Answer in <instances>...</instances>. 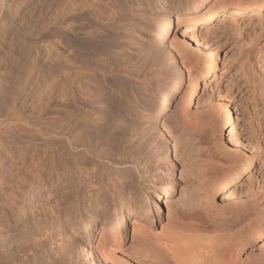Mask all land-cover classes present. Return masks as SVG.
<instances>
[{
	"label": "bare ground",
	"instance_id": "bare-ground-1",
	"mask_svg": "<svg viewBox=\"0 0 264 264\" xmlns=\"http://www.w3.org/2000/svg\"><path fill=\"white\" fill-rule=\"evenodd\" d=\"M33 1L0 0V23L16 25L19 14L29 9ZM205 1L61 0L47 11L42 29L26 32L27 37H42L43 30L56 29L60 36L53 40L42 38L32 47L30 61L22 66L23 74L17 81L16 98L7 97L11 98L7 105L1 104L2 94L9 87L5 86L7 71L0 66V212L16 204L19 188L12 186L13 171H22L25 165L32 169L41 167L45 176L30 175V181L40 188L47 185L44 177L54 168L70 166L87 180L90 193L104 194L92 201L89 210L84 207L70 212L67 220L51 211L58 216L56 239L61 243L58 251L65 259L59 253L61 264H110L115 246L125 241L130 227L132 240L138 236L136 232H156L154 227L160 222L163 205L167 206V222L155 238L170 251L165 249L169 259H174L171 263L246 264L240 257L248 244L245 234L235 229L237 221L228 212L215 210L213 196L243 173L249 160L247 153L210 177L211 173H203L206 169L199 166L203 172L193 174L201 184L193 186L197 187L195 192L202 186L207 191L187 192L180 207L170 201L177 183L176 162H184L185 168L203 135L199 120L189 108L197 91L189 65L185 68L191 85L187 84L172 111L167 112L181 87L186 63L181 65L179 58L165 48V41L185 14H192L190 25L213 16L218 0ZM230 1L235 11L264 4V0ZM133 20H139L141 26L135 27ZM206 57V71L210 72L215 57ZM42 59L46 63L44 71L38 66ZM223 108L224 121L233 125L231 132L237 139L235 116L231 109ZM51 145H56V151ZM46 155L51 156L50 161ZM16 182L23 186L21 181ZM60 205L57 198L51 210L58 212ZM263 227L264 221L257 234ZM200 232L217 233V241L212 240V245L210 240L209 250H205L206 244L197 243L199 237L208 236H199ZM197 235L196 242L193 237ZM142 241L138 244L142 245ZM251 263L264 264V257Z\"/></svg>",
	"mask_w": 264,
	"mask_h": 264
},
{
	"label": "rangeland",
	"instance_id": "rangeland-1",
	"mask_svg": "<svg viewBox=\"0 0 264 264\" xmlns=\"http://www.w3.org/2000/svg\"><path fill=\"white\" fill-rule=\"evenodd\" d=\"M59 1L61 0H34L30 5L31 9L23 10L19 14L16 25L13 24L15 27L17 26L16 28L9 22H5V26L0 23V66L7 71L5 86H9L2 94V105H7L8 102H11V98L12 100L16 98L17 81L19 76H22L24 69L22 66L30 61L31 49L37 41L42 38L43 40H53L60 36V31L56 29L48 32L43 30L42 37L26 36L27 33L44 27V21H47V11ZM207 1L209 0L205 2ZM218 2L219 6L214 15L196 24L190 25L189 18L192 14H185L183 20L177 24L174 34L165 41V48L179 58L181 65L182 62L186 63L183 66L184 76L181 87L167 112L172 111L175 102L178 101L187 84L188 87L191 85L188 82V69H186L189 65L193 74H195L194 81L196 80L197 83V91L189 108L193 117L199 120L201 136L203 135V140L200 141L202 143L198 142L196 151L190 156V161L187 160L185 168H182L185 165L184 162H176L175 178L177 183L174 193L170 196V201L180 207L183 199L181 202L180 200L187 192V194H190L189 191L197 194V192L207 191L205 190L206 187L202 186V188L200 187L201 190L198 188L199 190L195 192V189H197L195 186L198 185L199 187L201 183L197 182V178H195L197 175L193 173H197L199 170L203 172L202 169L205 168L206 170L203 173L208 172L207 175L211 173L209 177L213 176L216 171L230 164V161L232 163V161L239 160L247 153L249 160L243 173L225 189L215 191L213 196L215 205L213 207L217 211L228 212L235 222L237 221L235 229L245 234L248 241V244L240 252L241 260H244L246 264H253L251 261L255 263L258 259H261V256L264 257V227L261 233L257 234L264 221V4L235 11L230 0H218ZM138 21L134 22L133 20L135 27L141 26ZM206 52L215 57V65L210 72L206 71ZM38 66L41 70H46V63L43 59L39 61ZM52 68L56 69V65ZM7 97L11 98L7 99ZM223 107L231 109L235 116L234 126L237 139H234L231 132L233 125H229L224 121ZM163 118L164 115L159 117L161 125ZM56 119H58V115ZM56 121L58 122V120ZM236 140L237 143H235ZM37 142L40 143V141ZM169 145H171V154L173 155L171 139ZM53 147L51 145L50 148L56 151V145H53ZM57 152L59 155L58 150ZM210 155L214 157L209 158ZM48 156L46 155L45 158L50 161L51 156L50 158ZM204 163L208 166L205 167ZM194 165H197L198 169ZM201 165L203 168L199 167ZM21 168L22 171L19 168H16L19 170L15 169L16 171H13L15 181L12 186L19 188L16 192L17 202L12 208H7L8 211L3 210L0 212V264H56L58 261L61 264V259H64V256L60 252L61 250L58 251V249H61V243L56 239L58 236L55 227L58 216L62 214L61 219L67 220L66 218L69 217H66V215L75 213L76 210H84V207L85 210H89L92 207V201L99 200L104 194L101 191L90 193L87 180L83 179V176L81 177L79 172L74 171L75 169L70 168V166L62 170L54 168V171L48 177H44L46 181H49V183L47 181L44 188H40L32 180L30 181L32 173L35 176H41V167L32 169L25 165ZM42 175L45 176L44 173ZM160 177L159 175L156 178L158 183ZM16 180L21 181L23 186H19ZM72 186H76L75 189ZM57 198L62 205H60V212H57L56 209L51 210L55 206ZM76 200L80 202L77 203ZM82 202L83 204L79 205ZM45 207L47 208L45 209ZM220 208L221 210H218ZM51 211L57 213L58 216L51 213ZM160 214V222L154 227L156 232L143 233V235L136 232L139 237L136 236L132 240V227H130L125 241L115 246L114 255L117 261L114 257V262L112 257L110 264H118V261L120 264H170L173 262L174 259H169L168 252H166V250H169L162 245L164 243L156 242V233H161L162 225L167 222L166 205L162 206ZM51 220H53V224ZM210 233L212 232L198 233L199 236L203 237L208 235L206 238L214 236L213 239L209 238L207 243H204V240H207L206 238H200L198 235L195 237V239L199 237L198 242L194 237L193 240L200 245V242H202V246L206 244L204 248L206 247L205 250H209L207 247L212 246L215 243L213 241H217L215 239L217 233ZM141 241L142 245H139L138 242ZM204 248H200L201 251H204ZM205 254L207 253L205 252ZM63 263L67 264L68 262Z\"/></svg>",
	"mask_w": 264,
	"mask_h": 264
}]
</instances>
